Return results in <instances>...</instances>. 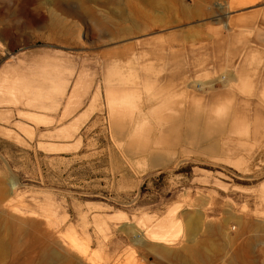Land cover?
<instances>
[{
  "label": "rangeland",
  "instance_id": "rangeland-1",
  "mask_svg": "<svg viewBox=\"0 0 264 264\" xmlns=\"http://www.w3.org/2000/svg\"><path fill=\"white\" fill-rule=\"evenodd\" d=\"M0 205V264H264V0H0Z\"/></svg>",
  "mask_w": 264,
  "mask_h": 264
},
{
  "label": "crops",
  "instance_id": "crops-1",
  "mask_svg": "<svg viewBox=\"0 0 264 264\" xmlns=\"http://www.w3.org/2000/svg\"><path fill=\"white\" fill-rule=\"evenodd\" d=\"M198 55H199V53L197 55H195L194 58L199 57ZM207 55H210V52L209 51H207ZM191 66H192V69H194L193 65H191ZM199 68H202L201 70H203V71H206V70L211 71V69L214 68L213 60H209L208 59L206 61V63H204L202 65L200 64ZM178 69L180 70L179 72L181 74V69L184 70V67H179ZM222 77L223 76H221V78ZM203 84H206V83H203ZM199 87H200V83H196L195 84V88L192 87V86H190V85H188V84L187 85L185 84V85L181 86V88L179 87L180 88L179 89V92H184L186 94V96L188 95V99H186V102H185V107L187 108L186 109V114H188V115L190 114L191 111H193V108H192V106L190 104V98H191V96H194L195 95L194 96L195 98L198 97V96H203L204 98L209 97V95H207L206 92H198V88ZM175 125H178L181 128H183V129H186V128H191L192 125H193V123L191 121L184 120V121H180V122L175 123ZM194 125H197V124H194ZM200 127H201V125L200 126L197 125L195 128H200Z\"/></svg>",
  "mask_w": 264,
  "mask_h": 264
},
{
  "label": "bare ground",
  "instance_id": "bare-ground-1",
  "mask_svg": "<svg viewBox=\"0 0 264 264\" xmlns=\"http://www.w3.org/2000/svg\"><path fill=\"white\" fill-rule=\"evenodd\" d=\"M23 1L29 2L31 0H23ZM50 24H51L52 27H59V25L61 24V22H60V20L58 18L55 17V18H53L50 21ZM6 207L7 206H5V205H0V208H2V209H5ZM8 210H11V209L9 208ZM13 211L15 212V214L21 215V213L18 212L17 210L13 209ZM152 233H153V235H151L150 237H148L149 239L157 240V241H163L164 240V238H162V236H163L164 233L161 230L153 231ZM58 256H59V253L55 251V252H51L49 254L48 258H56Z\"/></svg>",
  "mask_w": 264,
  "mask_h": 264
},
{
  "label": "clouds",
  "instance_id": "clouds-1",
  "mask_svg": "<svg viewBox=\"0 0 264 264\" xmlns=\"http://www.w3.org/2000/svg\"><path fill=\"white\" fill-rule=\"evenodd\" d=\"M226 106V101L220 100L215 105L210 106V111L213 115H220Z\"/></svg>",
  "mask_w": 264,
  "mask_h": 264
}]
</instances>
